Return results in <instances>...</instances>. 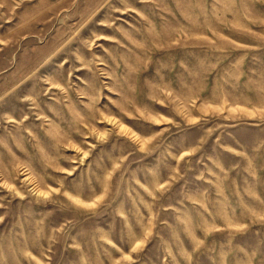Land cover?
<instances>
[{"label": "rangeland", "instance_id": "1", "mask_svg": "<svg viewBox=\"0 0 264 264\" xmlns=\"http://www.w3.org/2000/svg\"><path fill=\"white\" fill-rule=\"evenodd\" d=\"M0 264H264V0H0Z\"/></svg>", "mask_w": 264, "mask_h": 264}]
</instances>
